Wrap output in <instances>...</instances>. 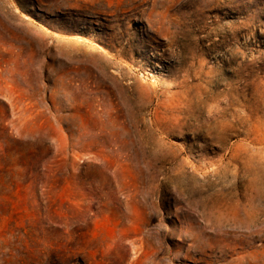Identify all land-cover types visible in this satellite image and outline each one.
I'll return each mask as SVG.
<instances>
[{
	"label": "rangeland",
	"instance_id": "1",
	"mask_svg": "<svg viewBox=\"0 0 264 264\" xmlns=\"http://www.w3.org/2000/svg\"><path fill=\"white\" fill-rule=\"evenodd\" d=\"M0 264H264V0H0Z\"/></svg>",
	"mask_w": 264,
	"mask_h": 264
}]
</instances>
